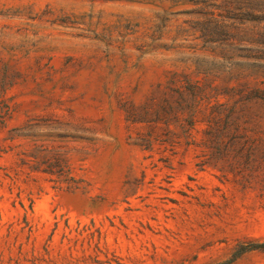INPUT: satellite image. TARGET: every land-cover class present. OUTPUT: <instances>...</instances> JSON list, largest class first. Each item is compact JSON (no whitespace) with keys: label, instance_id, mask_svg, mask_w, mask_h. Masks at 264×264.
<instances>
[{"label":"rangeland","instance_id":"rangeland-1","mask_svg":"<svg viewBox=\"0 0 264 264\" xmlns=\"http://www.w3.org/2000/svg\"><path fill=\"white\" fill-rule=\"evenodd\" d=\"M0 264H264V0H0Z\"/></svg>","mask_w":264,"mask_h":264},{"label":"trees","instance_id":"trees-1","mask_svg":"<svg viewBox=\"0 0 264 264\" xmlns=\"http://www.w3.org/2000/svg\"><path fill=\"white\" fill-rule=\"evenodd\" d=\"M183 114H185V113H174V118L176 119V121H178V122L181 121V119L183 118ZM195 114L196 113H190V116L188 119L189 120V126H190L189 131H191L196 125L197 119H195ZM227 130H229V131H219V134H217V136H219V137L226 136V135H224L225 132L230 133V131L233 132V134H236L237 131L241 130V127L239 125H237V127H235L234 129H227ZM252 142H255V140ZM236 143L240 144L241 143L240 139L238 141H236ZM245 143H246V141H245Z\"/></svg>","mask_w":264,"mask_h":264}]
</instances>
